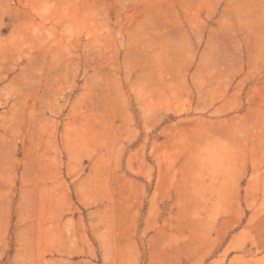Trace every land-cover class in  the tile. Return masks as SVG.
Returning a JSON list of instances; mask_svg holds the SVG:
<instances>
[{
  "label": "rangeland",
  "instance_id": "374dc122",
  "mask_svg": "<svg viewBox=\"0 0 264 264\" xmlns=\"http://www.w3.org/2000/svg\"><path fill=\"white\" fill-rule=\"evenodd\" d=\"M0 264H264V0H0Z\"/></svg>",
  "mask_w": 264,
  "mask_h": 264
}]
</instances>
